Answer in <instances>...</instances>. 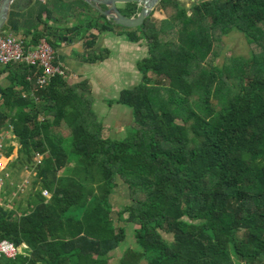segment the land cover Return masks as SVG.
<instances>
[{"label":"trees","instance_id":"1","mask_svg":"<svg viewBox=\"0 0 264 264\" xmlns=\"http://www.w3.org/2000/svg\"><path fill=\"white\" fill-rule=\"evenodd\" d=\"M188 3L161 0L165 18L152 13L129 33L149 56L142 82L118 100L134 118L123 140L103 137L88 85L56 77L35 91L41 70L17 64L20 78L2 91L10 111L0 110V131L13 126L23 165L44 156L37 178L51 197L37 191L19 217L0 206V241L28 247L0 264H110L127 236L119 223L134 225L136 248L118 264H264V0ZM232 32L250 56L210 65ZM118 181L131 203L116 221Z\"/></svg>","mask_w":264,"mask_h":264},{"label":"crops","instance_id":"2","mask_svg":"<svg viewBox=\"0 0 264 264\" xmlns=\"http://www.w3.org/2000/svg\"><path fill=\"white\" fill-rule=\"evenodd\" d=\"M127 4L129 3L118 4L122 14L133 17L139 13L141 7L133 3L137 5L138 12L129 15ZM86 8L89 12L85 11ZM97 15L98 11L81 0H16L11 5L7 23L0 33L22 37L28 46L35 45L42 37L49 40L55 50V63L65 70V76L57 77H61L67 85H88L93 97L92 108L103 126V137L123 140L126 133L130 134L134 118L132 110L118 100L122 91L142 82L139 63L149 56V48L144 39H130L129 33L135 28H123L107 19H100L96 23ZM152 16L160 20L165 18V14L156 9ZM107 23L112 27L100 32L102 25ZM10 65L0 64V110L7 114L10 110L5 109L2 91L10 86L11 79L20 78V74L16 73L18 65ZM148 76L156 79L151 72ZM130 77L134 83L131 86ZM15 89L19 90L21 86H16ZM38 90L37 88L35 91ZM111 91L113 92L110 93ZM35 98L39 100L38 97ZM5 122L10 123L11 119L8 118ZM68 145L67 140L66 146ZM20 149L13 126H3L0 131V206L14 211L16 217L33 208L37 191L43 190L37 178V166L44 156L34 152L32 163L23 165L19 162ZM68 161L67 167L71 169L75 157L70 155ZM68 169H63L61 174ZM12 179L14 183L10 187ZM24 186L26 189L22 188ZM17 188L23 195H20ZM12 190L14 192L11 195ZM120 190L123 197L130 198L128 186L122 181H118L113 195ZM49 194L47 199L51 197V193ZM113 195L111 202L114 200L112 198L116 199ZM20 249L28 247L23 244ZM115 251L112 253L113 257Z\"/></svg>","mask_w":264,"mask_h":264},{"label":"built area","instance_id":"3","mask_svg":"<svg viewBox=\"0 0 264 264\" xmlns=\"http://www.w3.org/2000/svg\"><path fill=\"white\" fill-rule=\"evenodd\" d=\"M0 64H25L40 69L41 73L36 75L38 89H45L57 76H65L64 68L55 63V50L45 37L40 38L35 45L28 46L22 37L0 33ZM43 194L49 193L44 190ZM21 253L20 247L12 241H0V259L5 257L14 260Z\"/></svg>","mask_w":264,"mask_h":264},{"label":"rangeland","instance_id":"4","mask_svg":"<svg viewBox=\"0 0 264 264\" xmlns=\"http://www.w3.org/2000/svg\"><path fill=\"white\" fill-rule=\"evenodd\" d=\"M186 2H187V5L189 6L190 5L188 3L189 0H186ZM85 11L86 12H89V9L86 8ZM48 42L50 43L49 40H48ZM250 49H252L251 45H249V43L247 42L246 38H244V36L242 34H240L238 32H232L229 35L224 36L222 38L221 46H219L217 48L218 56L216 58H214V59H211L210 62H212V63L209 62V64L212 65V66H215V65L216 66H222L223 64H225V62L230 61L229 59L232 58V57H234V58H238V57L248 58L250 56L249 55ZM254 50H255V52H259L260 51L259 48H256ZM131 80H132V78L130 77V86L131 85H134V83L131 82ZM112 92L113 91H111L110 93H112ZM131 131H132V126L130 127V134L129 135L132 134ZM127 135H128L127 133L124 135V139H125V137ZM68 150H70V148ZM12 182L14 183V180L13 179L11 180V182H9L10 187L13 184ZM0 183H1V181H0ZM25 187L26 186H24L22 188L23 189H26ZM17 190H18V188H17ZM44 190L45 189L42 190V194H43V191ZM18 191H19V193H21L20 195H23V192H21L20 190H18ZM12 192H14V191L13 190L11 191V195H12ZM49 195L50 194H46V195L43 194V196H45V197H48ZM113 196H115L116 199L115 198H112L114 200L111 202L112 203V206H113L112 216H113V218L116 221H118L117 212L119 210H121L122 207L125 206V204L126 205L127 204H130L131 201H130V198L129 197L127 198V196L126 197L125 196L124 197L122 196V191L121 190L118 191ZM12 197H14V196H12ZM126 216H127V214H125V217ZM119 224L126 227V234H127V236H126L125 241L122 242L121 245H120V247L117 248V250L115 251V256L111 259L110 264H118L120 262L121 256L124 255V253L126 252L127 249H129V248H136V241H135V236H134V225H132V224H124V223H119ZM238 236L240 237L241 236V233H239ZM168 239H171V238L168 236ZM235 261H236L235 262L236 264H243V263L238 262L236 259H235ZM144 264H145V262H144Z\"/></svg>","mask_w":264,"mask_h":264},{"label":"water","instance_id":"5","mask_svg":"<svg viewBox=\"0 0 264 264\" xmlns=\"http://www.w3.org/2000/svg\"><path fill=\"white\" fill-rule=\"evenodd\" d=\"M16 0H0V32L7 23L11 5ZM84 4L98 11L115 25L133 29L141 27L147 17L156 9L161 0H81ZM182 1V0H181ZM136 3L141 8L137 15L127 17L119 10L118 4Z\"/></svg>","mask_w":264,"mask_h":264}]
</instances>
